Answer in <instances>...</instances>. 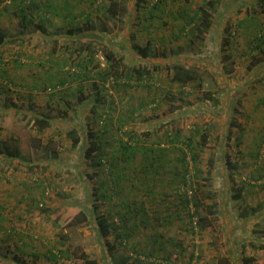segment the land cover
Masks as SVG:
<instances>
[{"label":"trees","instance_id":"1","mask_svg":"<svg viewBox=\"0 0 264 264\" xmlns=\"http://www.w3.org/2000/svg\"><path fill=\"white\" fill-rule=\"evenodd\" d=\"M101 1L106 2L102 6L103 21L99 5L80 15L69 14V28L63 32L62 39L58 37L55 41V49L61 45L75 60L69 69L66 68L68 74L65 78L49 86L53 91L51 94L58 100L59 97L62 99L60 117L54 118L37 111L38 114L31 119V124L41 130L55 121L73 124L69 135L72 146L77 150L78 164L93 169L89 172L91 169L83 168L91 178L105 175L94 187L95 191L88 193L87 202L76 198L68 204L69 210L76 211L68 226L89 221L106 251L103 255L109 264H146L143 256H156L154 258L157 259L163 250L167 251L164 259L168 264H174L177 262L171 259V255L177 258L185 254L183 240L173 234L159 232L163 228L162 220L168 222L173 211L180 217L182 214L189 216V221L193 223L188 228L190 233L199 236L200 232L210 231L209 248L214 250V254L206 257V264H257V253L247 249L264 250V226L253 229L248 226L257 214L264 212V201L254 207L247 203L239 205L238 213H233L235 216L232 218L223 206L228 201L239 204L243 200L245 188L238 187L234 176L239 164L232 159L229 149L233 146V125L238 120L236 114L243 111V91L249 85L255 87L264 82V0H203L195 8L186 5L175 15V18H182L183 22L185 19L186 22L173 31L169 44L161 42L160 45L153 43L152 38L146 44H128L126 39L110 35L111 26L107 22L109 18L122 20L127 14L137 17L138 24L145 25L144 29H151L159 15L157 11H162L169 0H156L143 16L139 8L140 0L134 9L129 7L128 0ZM244 6V19L232 24L229 17L234 11L243 10ZM239 30L245 38L242 46L237 37ZM134 35L131 33L132 39ZM8 41V34L0 26V46ZM185 42L189 45H184ZM199 43L212 45L208 60L201 59L198 50L194 51L200 48ZM234 49H240L241 56L249 58L251 78H247L246 85L242 84L230 96L215 80L214 87L203 88L207 81L205 75L212 74L213 80L216 75H226L231 71L227 60L233 57ZM159 69H165L170 81L178 83L181 91L175 95L171 89H166L162 96L150 89L148 95L141 96L137 101L134 86H157L158 79L154 75ZM70 78L78 82L76 89H71L74 82ZM192 82L198 85L199 97L194 101L187 97L189 93L185 90ZM47 87L45 85L44 88ZM256 101V108L261 107L264 95L258 96ZM209 104L219 106L213 112L218 110L229 134L224 139L223 155L219 159L209 157L210 166L204 170L198 163L200 152L209 139V126L205 124L202 129L196 126L194 133L183 139L179 124L192 113L201 112L202 105ZM245 133L246 128L242 125L240 137ZM196 135L202 138L198 142ZM240 137L237 138V145L243 143ZM33 139L35 152L43 150L48 155L43 168L46 170L50 161L59 160L58 150L42 146L41 137ZM257 141H260V146L253 150V154L259 160L264 143L262 131ZM13 147L8 140L0 142V156L7 159L5 163L10 158L23 159L19 148ZM217 162L222 166L223 174L220 175L224 178L220 186L215 185L213 180L220 171V167L216 171ZM72 165L78 171L82 170L75 162ZM262 167L259 164V168ZM34 170L32 165L31 171ZM259 178L257 176L256 179ZM172 182L180 185L171 209L168 203L163 208L158 207L165 204L172 193V190L165 189ZM138 184L144 186L140 189ZM102 203L107 205L106 211L102 210ZM40 209L47 210L46 207ZM61 230L59 243L65 247L57 250L53 244L45 254L47 261L72 256L80 260L73 264H100L83 247L76 246V250H72L70 237L64 233V227ZM142 231L147 233L146 240L141 237L136 239V234ZM156 239L159 241L154 243ZM196 246L199 248V244ZM203 254V249H194L187 264H192L195 258H202ZM39 256V253L35 254L36 259ZM16 258L18 262L28 264L18 255L13 259L15 262Z\"/></svg>","mask_w":264,"mask_h":264},{"label":"rangeland","instance_id":"2","mask_svg":"<svg viewBox=\"0 0 264 264\" xmlns=\"http://www.w3.org/2000/svg\"><path fill=\"white\" fill-rule=\"evenodd\" d=\"M121 1H126V0H121ZM156 0H128L129 7L131 9H134L139 2V8H141V15L143 16L144 12L149 10L148 8L153 7V4ZM203 0H176V1H167L166 6L164 7L165 11L159 15L162 16L161 19H159L158 24H154V27H150L151 29H141V26L143 23L138 24V18L135 17L132 19L133 24L130 27L129 31H125L122 29L124 26V21L126 17L129 15H125L122 20H115L113 18H109V21L107 22L111 27H109L110 35L112 37L120 38L122 37L123 39H126L128 44H132V42L136 43H142L146 44V42L149 39H153V43L157 42L165 44L170 43V37L173 35V31L177 30L181 24L186 22V20L180 18H174L172 13L169 12L170 10L174 11V9L179 8L182 9V7H186V5L190 6L191 8L197 7L199 4L202 3ZM102 2V1H101ZM100 3V2H99ZM103 3V2H102ZM108 3V1H107ZM164 4V3H163ZM97 5H98V0H97ZM106 2L103 4H100L99 6L102 8V6H105ZM164 6V5H163ZM97 7V6H96ZM189 7V8H190ZM162 8V5H161ZM167 9V10H166ZM246 9V6L243 7V10L236 12L234 11L231 16L229 17V21L231 23H235L240 17L244 15V12ZM102 10V17L101 21L105 19V15L103 14V9ZM101 12V11H100ZM158 12V11H157ZM162 12V11H161ZM162 22H164L162 24ZM113 23L117 25L114 29ZM136 24V25H135ZM101 25L99 26V28ZM172 27V29H171ZM237 31V37L238 41H240V46H242L245 42V38L243 36V33ZM131 33H134V38H131ZM239 33V34H238ZM125 37V38H124ZM125 40V42H126ZM133 40V41H132ZM182 41V39H180ZM184 45L188 46L189 42L183 43ZM200 44V48L197 47L196 50H198V54L201 59H207L209 49H211L210 46H212L210 43L205 44ZM160 45V44H159ZM185 47V46H184ZM201 49V51H199ZM242 50V48L240 47ZM236 51L235 49L232 51L233 57L227 60L229 63V67L231 69L230 72H228L226 75L221 74V75H216L215 79L212 80V74L205 75V78H207V81L205 82L203 88L208 89L214 87L215 85L214 80L216 83L220 84L222 87L223 91L226 93V95H231L232 91L236 90L238 87L245 84V81L249 77V58L242 57L241 53H239L241 50ZM238 52V53H237ZM68 64L73 65L75 60L71 57L70 54H68ZM211 62V60H210ZM208 62V63H210ZM134 63V62H133ZM136 63V62H135ZM134 63V64H135ZM132 65V64H131ZM130 66V64H129ZM69 69V68H68ZM68 74V73H67ZM154 78L158 79L157 86H152L151 88H145V87H135L133 88V93H136V99L137 101L141 96H146L147 92L153 90L157 91L160 93L162 96L165 94L166 89H171L175 95H177V92L181 91V87L179 86L178 83H172L169 79V75L166 72L165 69H162L158 72H155ZM264 80V77L262 78ZM74 83L71 84V89H76L78 87V82L73 80V78H70ZM254 86V85H253ZM253 86H248L246 87L245 90L242 93V99H243V106H242V113L236 114L238 120L237 123L233 125V131L234 133V139L232 141L233 146L231 149V155L232 159H234L238 164L239 167L238 169L235 170V177L238 183V187H244L245 189L243 190V200L240 201L239 204H234L232 201H228L223 208H226V211L228 214H230L231 218L235 216L236 213H238L239 205L241 204H249L252 207L255 205L261 203L264 201V143L262 146V152L261 156L258 160L256 156L253 154V150L259 149L260 146V141H257V136L258 134L261 133L264 135V103L261 107L256 108V100H258V96H263L264 95V82L259 83L255 87ZM218 87V85H217ZM184 89V88H183ZM185 90L189 93L187 97L191 100H196L199 96L198 94V85L195 82H192L191 84H188ZM40 97H38L37 100V105L38 109L37 111L49 115L54 118H59L60 113H59V105H54L53 108H48L47 105L45 104L47 94H50L51 90H49V87L44 88L41 90ZM46 92V93H45ZM148 95V94H147ZM186 97V98H187ZM60 99V97H59ZM177 101V100H176ZM199 102V101H197ZM163 107L166 108V105L163 104ZM219 106L215 105L212 106V104L206 106L202 105V111L201 112H196L192 113L191 115L185 117V121L181 122L179 124V127H182V138L184 139L187 135H191L194 133V129L196 126H199V128H203L205 124L209 126L210 130V135L208 141L204 144V147L202 151L200 152V157H199V163L198 166L201 169L207 170L208 167L210 166L208 164V159L211 156L216 157L217 159L220 158L221 155H223L224 150L223 146L225 144L224 139L227 137L228 129L225 128V124L221 121V117L219 116V112L214 111L213 109L218 108ZM234 111V110H233ZM10 114L8 113H2L0 112V135L5 134L6 129L5 126H7L10 135H21L22 138L27 137L30 144L33 145V142L35 141L33 138L34 137H41V144L42 146H46V148H55L58 150L59 153V159L60 161L63 162L60 164H49V166L46 168V171H42V167L47 164L46 160L47 153L45 151H38V153L35 154V158H38L41 160L37 164L39 167L38 169L35 168L33 172L27 173V176L25 180L33 186V188L39 189L42 191L41 197L37 202L39 201V206L40 208H47V210H42L39 207L35 208L34 212H37V215H41L42 217H45L46 214L52 215V220L50 221L49 225H51V228H47V231L50 232L52 236V245L55 244L57 246V250L59 248L65 247L64 245H61L59 243V238L61 234V227L65 228V232L69 237L70 241L72 243V250H76V246H81L83 247L88 253H90L91 257L96 258L99 260L100 264H109L110 262H107L104 258L103 253L106 252L102 246L100 245L99 241L97 240V236L95 235L94 229L91 228V224L89 221H84L83 223H79L76 226H68L70 221L75 217L76 211L75 210H69L68 204H72V200L77 199H84V201H88V193H92L94 190V187L100 183L101 179L105 177V175L101 176H93L91 178L89 175H86V172L83 170L85 168L86 170H90L89 172H93V169L89 167L88 165H83L82 170L78 171L77 167L74 166H67L65 165V162H68V165H70L71 162L77 163L79 161V157H75L76 155V147L72 146V138L70 137V130L73 127V124L71 123H59L57 121L53 122L51 125L47 126L43 130L39 128L37 125H32L31 121H27V119L23 118V122H18L17 119L15 120L14 118L10 120ZM227 115L225 116L224 119H226ZM21 120V119H20ZM21 120V121H22ZM27 122H24V121ZM9 123V124H8ZM131 123V122H130ZM241 126L244 125L246 128V133L240 137L239 132H240V124ZM37 126V127H36ZM3 129V131H2ZM2 133V134H1ZM241 138L243 143L241 145H237V141ZM196 141H200L202 138L199 135H196ZM240 139V140H241ZM196 142V143H197ZM10 145L15 144L14 142H9ZM26 145V143H24ZM29 144V143H27ZM199 144L197 143V146ZM184 147V145H182ZM226 148V147H225ZM35 151V150H34ZM34 154V153H33ZM34 157V156H33ZM51 158V157H50ZM220 162H217L215 164L216 168L219 171L220 167ZM192 164H194L192 162ZM258 164V165H256ZM259 164H261L263 167L260 169ZM195 166V165H194ZM193 166V167H194ZM76 167V168H75ZM222 166L220 167V171L217 172L216 176L214 177V182L215 185L223 184L224 178L222 177L221 172ZM83 171V172H82ZM82 172V173H81ZM219 174V175H218ZM257 176H259V179H256ZM169 180V179H167ZM179 179L177 178L176 181ZM50 182V184L48 183ZM160 181V180H159ZM158 181V182H159ZM46 183V184H45ZM161 184V182H160ZM141 185L140 189L144 186L143 184H138ZM179 185L176 182H172L171 186H168V190H172V193H170L167 201L165 204H159L158 207L163 208L165 205L170 206L169 208L171 209V204L173 205V200L175 198V195H178L179 193ZM181 189V188H180ZM141 191V190H140ZM178 192V193H177ZM144 194V192H141ZM91 201V200H90ZM101 202V201H100ZM99 203V202H97ZM66 204V205H65ZM37 206V203H36ZM107 208V205L102 203V210L106 211L105 209ZM235 213V214H233ZM168 222L165 220L163 225H162V231L165 234H173L176 237L183 240V243L185 245V254H180L177 258L171 255V259H175L177 263L174 264H187L188 260L191 256V253L197 251V249L201 248L204 250V254L202 255V258H195L192 262V264H206L207 263V258H210V255L214 254V250L209 248V239L211 238V233L210 231H204L203 233H199V238L196 239V234L190 233L188 231V228L193 225L189 221V216L186 214H182V216H178L176 212L172 211V214L168 218ZM44 221V218H42ZM48 222H46L47 224ZM52 223V224H51ZM258 223V224H256ZM264 226V212L257 214V217H254V219L249 223L248 228L253 229L255 227H263ZM169 229H172L171 232ZM249 233V232H247ZM256 235H260V233H257ZM143 238L146 240L147 233H144V231L140 232V234H136V239L137 238ZM151 242V241H150ZM5 242H2L0 244V251L2 253H5V248L4 244ZM195 244H199V248ZM170 246V245H169ZM248 252L252 253H257L258 255V260L257 264H264V250H256L252 247H248ZM174 251V250H173ZM172 251V252H173ZM171 252V253H172ZM10 257L12 256L11 252L7 253ZM125 255V254H124ZM165 255L161 254L159 257L154 258L156 256H143L142 258L145 259L146 264H168V261L164 259ZM198 256V254H196ZM71 258H59V260L54 261V260H49L51 264H73L75 261L80 262L79 259H75L72 256ZM194 262V263H193ZM0 264H11V262L4 261L3 259L0 260ZM115 264V263H111Z\"/></svg>","mask_w":264,"mask_h":264},{"label":"crops","instance_id":"3","mask_svg":"<svg viewBox=\"0 0 264 264\" xmlns=\"http://www.w3.org/2000/svg\"><path fill=\"white\" fill-rule=\"evenodd\" d=\"M101 3L98 2V5ZM98 5L97 0H12L10 4L0 0V26L9 36V41L0 46V112L10 114V120L14 118L20 123L23 118L27 121L34 119L38 114L37 100L41 90L45 85L49 87L67 75L69 53L61 45L56 49L54 45L58 37L62 39L63 32L70 26L69 14L80 15ZM178 10L176 8L169 12L175 18ZM164 11L165 9L162 12L159 10L158 13L162 14ZM99 13L102 14V10ZM245 15L246 12L238 20H243ZM161 18V15H157L155 23L158 24ZM132 19L130 16L126 17L123 30H130ZM113 25L114 28L117 27L114 23ZM142 28L145 25L142 24ZM61 102L62 99L58 100L51 93L47 94L45 104L49 109L55 104L60 107ZM5 127L6 132L0 135V142H14L12 146L19 148L23 159L10 158L5 163L7 159L0 156V244L5 242L6 247L4 254L0 251V260L23 264L17 258L16 262L13 260L18 255L19 258L26 259L28 264H51L46 260L45 254L52 247V236L47 231V228H51L49 223L52 215L36 216L34 209L37 208V199H40L42 191L33 188L25 180L27 173L33 172L31 166L38 169L37 164L41 160L35 158L37 152L27 137L7 135L9 130ZM78 162L76 165L82 168L84 164L79 165ZM60 163L63 164L59 159L50 161L49 164ZM65 163L74 167V162L70 165ZM44 167L45 165L41 168L42 171H46ZM169 230L171 232L172 229ZM161 231L162 228L159 229L160 233ZM158 241L156 239L154 243ZM8 252L12 253L11 257ZM166 252L163 250L161 254L166 255ZM38 253L40 256L36 259L35 254Z\"/></svg>","mask_w":264,"mask_h":264},{"label":"built area","instance_id":"4","mask_svg":"<svg viewBox=\"0 0 264 264\" xmlns=\"http://www.w3.org/2000/svg\"><path fill=\"white\" fill-rule=\"evenodd\" d=\"M11 2H12V0H5L6 4H10ZM98 2H101V0H98ZM49 90H51V89L49 88Z\"/></svg>","mask_w":264,"mask_h":264}]
</instances>
